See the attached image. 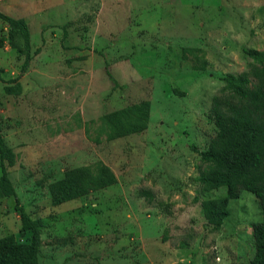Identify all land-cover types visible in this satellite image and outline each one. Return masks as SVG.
Masks as SVG:
<instances>
[{"label": "rangeland", "instance_id": "1", "mask_svg": "<svg viewBox=\"0 0 264 264\" xmlns=\"http://www.w3.org/2000/svg\"><path fill=\"white\" fill-rule=\"evenodd\" d=\"M260 61L264 0H0L3 164L38 263L250 264L258 200L242 191L216 230L226 188L201 182L202 153L225 78ZM20 228L0 195V244H29Z\"/></svg>", "mask_w": 264, "mask_h": 264}, {"label": "trees", "instance_id": "2", "mask_svg": "<svg viewBox=\"0 0 264 264\" xmlns=\"http://www.w3.org/2000/svg\"><path fill=\"white\" fill-rule=\"evenodd\" d=\"M8 22L24 31L25 45L29 49V35L23 22L3 16ZM245 53L259 60L262 55L256 51ZM29 56L26 57L22 72L26 70ZM113 86L117 81L108 73ZM230 89V100L221 107L214 105L215 124L219 141L212 142L208 151L202 153V160L209 165L208 172L201 182L208 190L226 188L223 198L210 202L211 222L219 230L224 219L229 215L227 209L230 200L237 199L242 191L251 193L258 200L262 220L252 225L255 252L250 264H264V61L252 66L248 72L239 77L232 75L225 78ZM132 111L139 118L147 119V115L138 108ZM115 121L116 118L111 116ZM134 132L140 131L134 129ZM5 150L0 135V195L15 198V210L19 214L20 231L31 232V242L16 245L9 241L0 244V264H39L37 230L16 197V193L7 176L3 160ZM113 183L112 178L105 186Z\"/></svg>", "mask_w": 264, "mask_h": 264}]
</instances>
